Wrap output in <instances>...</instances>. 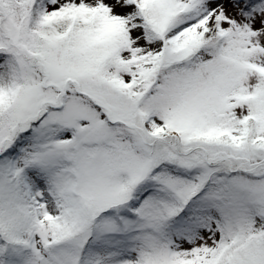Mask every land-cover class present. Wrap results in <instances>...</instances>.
Instances as JSON below:
<instances>
[{"label": "snow or ice", "instance_id": "6c2138e0", "mask_svg": "<svg viewBox=\"0 0 264 264\" xmlns=\"http://www.w3.org/2000/svg\"><path fill=\"white\" fill-rule=\"evenodd\" d=\"M0 264H264V0H0Z\"/></svg>", "mask_w": 264, "mask_h": 264}]
</instances>
